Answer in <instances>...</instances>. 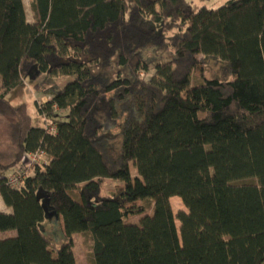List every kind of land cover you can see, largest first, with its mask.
Wrapping results in <instances>:
<instances>
[{"label": "trees", "instance_id": "trees-1", "mask_svg": "<svg viewBox=\"0 0 264 264\" xmlns=\"http://www.w3.org/2000/svg\"><path fill=\"white\" fill-rule=\"evenodd\" d=\"M206 1L30 0L29 22L23 0H0V198L11 210L0 233H16L0 240V264H76L83 233L93 264H264V0ZM148 48L173 58L150 69ZM206 57L233 80L190 85ZM112 62L129 77L91 71ZM33 66L71 79L35 103L47 128L7 101ZM102 102L116 135L94 116ZM39 150L46 161L11 187L23 155ZM103 179L120 184L100 195ZM39 192L67 239L55 255ZM173 197L186 209L176 216ZM138 201L151 214L125 223L143 213L129 206Z\"/></svg>", "mask_w": 264, "mask_h": 264}, {"label": "rangeland", "instance_id": "rangeland-1", "mask_svg": "<svg viewBox=\"0 0 264 264\" xmlns=\"http://www.w3.org/2000/svg\"><path fill=\"white\" fill-rule=\"evenodd\" d=\"M197 3V0H190ZM228 0H207L204 5L208 8H218L224 5ZM26 15L28 21H32V10L30 0H23ZM173 58V54L170 50L164 49L162 51L153 50V48H148L144 52V59L147 61L149 68L152 69L156 63H164L170 61ZM94 74H102L110 79H113L118 73L123 77L128 78L129 73L125 67H119L112 62L107 67L95 66L91 69ZM219 80V81H231L233 80V75L229 69L226 62L220 60L217 57H206L205 64L201 71L192 72L190 76V85L198 86L204 83L205 80ZM71 79L67 76L61 75H51L42 72L37 66H33L26 77L24 82L14 89L8 96L7 101L12 106H17L20 104H25L31 115L32 126L37 127H49V125L44 123V120L37 114L35 109L36 104H43L48 101L54 94L59 92L66 83ZM94 116L101 124L103 130L106 134L116 135L118 133L116 127L113 126L111 122L110 111L106 103L102 102L97 105L94 109ZM62 115V113H60ZM48 125V126H46ZM52 130V129H51ZM8 138L7 126L0 123V148L4 146ZM110 139V138H109ZM116 149H119L121 143V137L118 135L115 137ZM129 170L132 177H137L136 170L132 163L129 164ZM120 184L119 181L112 179L101 180L100 185V195H109L111 191ZM38 199L40 200L42 207L44 209V220L40 223V231L46 236V238L52 243L53 254L55 255L54 248L59 247L61 244L67 242L62 232V225L53 212V210L47 205L45 196L42 192L38 193ZM92 204H95L97 200L89 199ZM171 207L174 215L176 216L180 211H186L181 200L177 197L170 199ZM134 208H142L143 213L140 215H130L125 219V223L137 224L139 219L145 215L151 214L152 205L149 201H138L134 204H130ZM176 226L179 222L175 221ZM177 228V227H176ZM73 252L76 259V264H93L91 255V238L88 233L75 234L73 236Z\"/></svg>", "mask_w": 264, "mask_h": 264}, {"label": "built area", "instance_id": "built-area-1", "mask_svg": "<svg viewBox=\"0 0 264 264\" xmlns=\"http://www.w3.org/2000/svg\"><path fill=\"white\" fill-rule=\"evenodd\" d=\"M45 155L42 151L25 153L20 161L18 168L8 177V184L11 187H18L22 180L30 175L35 167L44 161Z\"/></svg>", "mask_w": 264, "mask_h": 264}, {"label": "crops", "instance_id": "crops-1", "mask_svg": "<svg viewBox=\"0 0 264 264\" xmlns=\"http://www.w3.org/2000/svg\"><path fill=\"white\" fill-rule=\"evenodd\" d=\"M44 161H46V158L44 159ZM0 212H3V213L11 212L10 208L5 206L1 198H0ZM15 235H16L15 231L3 232V233H0V240L15 237Z\"/></svg>", "mask_w": 264, "mask_h": 264}]
</instances>
